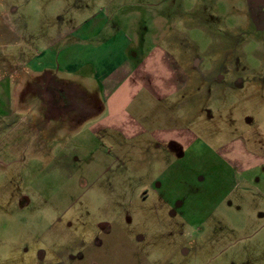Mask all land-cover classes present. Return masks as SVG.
Instances as JSON below:
<instances>
[{"label":"rangeland","instance_id":"374dc122","mask_svg":"<svg viewBox=\"0 0 264 264\" xmlns=\"http://www.w3.org/2000/svg\"><path fill=\"white\" fill-rule=\"evenodd\" d=\"M101 9L130 38L135 27L146 48L164 45L187 67V100L207 103L209 126L223 117L228 139L238 133L253 143L255 134L264 142V0H0V210L16 214L1 232L9 238L1 237L27 257L44 251L67 264H264L262 201L244 200L238 212L222 204L226 234L204 233L200 216L179 217L157 196L141 198L160 168L112 162L106 132L90 134L89 122L69 112L52 116L63 96L56 84L73 82L55 52L63 55L73 25ZM203 171L194 168L185 187L178 170L168 177L189 201L201 185L216 199V172ZM225 173V191L234 190L235 174ZM248 188L236 194L256 189ZM209 219L215 229V212Z\"/></svg>","mask_w":264,"mask_h":264},{"label":"crops","instance_id":"0c3cea01","mask_svg":"<svg viewBox=\"0 0 264 264\" xmlns=\"http://www.w3.org/2000/svg\"><path fill=\"white\" fill-rule=\"evenodd\" d=\"M103 13V9L93 11L73 25L69 31L71 40L67 39L68 44L63 47L67 50L63 55H60L61 49L55 52L58 64L70 72L73 82H66L65 78L64 83L56 84L55 88L62 91L63 96L55 98L58 110L52 116L69 112L73 117L89 122L85 130L90 134L106 132L114 151L112 162H143L160 168L154 179L142 188V199L157 196L169 203L174 215L178 212L183 218L200 216L204 233L226 234L223 221L228 215L225 216L224 210L219 212L222 204L229 203L230 209L238 212L237 206L244 200L251 204L257 200L264 203V142L260 145L258 140L256 143L258 137L255 134L249 136L250 140L254 138L253 143L238 133L228 139V135H224L223 117L220 126L219 118L218 125L209 126L215 121L210 120L207 103H189L187 100L184 91L189 82L186 81L188 72L184 71L187 67L178 65L176 57L164 45L152 44L146 48L135 27L132 31L129 29L130 38ZM89 78L96 82L97 91H91L93 86L86 85ZM74 91L80 98L65 94L71 96ZM50 104L48 100L49 114ZM223 110L216 105V113ZM219 135L224 138L222 141H218ZM88 153L92 154L91 151ZM115 154L120 158H114ZM133 156H136L135 162ZM169 159L172 163L166 166ZM194 168L216 172V185L221 186V194L216 199L202 187L201 176L193 183L198 187L201 185L195 199L189 201L186 190H174L176 186L168 176L176 175L178 170L183 181L180 185L185 187L191 184L190 178L193 181L191 171ZM225 169L235 174L232 177L234 190L230 188L227 192L224 189ZM242 186L247 187L242 190L246 193L250 186L256 189L248 195L236 194V189ZM201 188L205 189L200 193ZM193 202H197L196 205ZM214 212L217 219L215 229L209 226V218L214 217ZM260 213L264 215V211ZM14 215V210L5 207L0 210V216L5 218L0 221V245L5 244L3 249L0 246V264H67L59 260V256L47 259L44 251L35 258L27 257L21 247L16 250L6 244L1 235H5L2 233ZM5 237L9 238L8 235ZM223 238L220 237L217 243L221 245ZM225 243L229 244V241ZM6 250L10 257H7Z\"/></svg>","mask_w":264,"mask_h":264},{"label":"flooded vegetation","instance_id":"af4514ba","mask_svg":"<svg viewBox=\"0 0 264 264\" xmlns=\"http://www.w3.org/2000/svg\"><path fill=\"white\" fill-rule=\"evenodd\" d=\"M262 1H263V0H254V2H255L256 4H261V3H262ZM55 98H56V97H55ZM55 98H54V100H53V101H54V103H55V105H53V106H57V105H56V102H55V101H56V99H55Z\"/></svg>","mask_w":264,"mask_h":264}]
</instances>
